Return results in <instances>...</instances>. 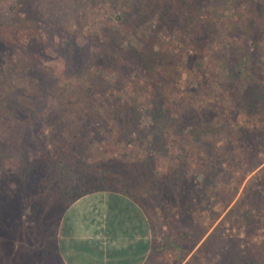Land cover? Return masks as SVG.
<instances>
[{
    "label": "rangeland",
    "instance_id": "374dc122",
    "mask_svg": "<svg viewBox=\"0 0 264 264\" xmlns=\"http://www.w3.org/2000/svg\"><path fill=\"white\" fill-rule=\"evenodd\" d=\"M132 1L0 0V89L9 86L21 101L35 89L34 80L26 74L31 61L23 56L24 52H35V43L26 47L2 44L6 22L24 14L35 18L44 37L36 45L43 46L44 65L51 66L75 53L87 55L98 46H106L109 33L104 26H116L109 19L119 11L129 15L126 12ZM196 5L189 8L187 3L190 13L184 14L180 24L154 31L155 13L143 20L140 10L132 11L130 16L138 24L134 32H121L120 46L138 47L143 43L141 37L151 31L155 36L153 50L163 59L154 62L153 71L125 72L121 92L111 88L114 72L95 74L101 83L108 81L106 100H121L127 93L136 95L137 106L148 114L142 116L140 127L157 125L154 141L159 149H146L144 138L135 139L133 132L115 139L116 131L103 129L96 119L89 120V126L101 139L86 147L102 158L121 152L130 158L147 156L152 159L157 179L172 172V167L179 173L172 190L153 189L146 195L144 187L138 195L149 203L154 244H161L162 249L161 264H243L250 259L264 264V208L256 213L251 210V218L252 201H239L246 187L260 190L264 184V171L260 170L264 165V0L204 1L198 9L200 20L210 27L205 36H200L205 32L198 30L196 20L190 25L182 22L196 17ZM86 72L90 76L94 70ZM146 77L156 84L162 106L167 108L162 118L157 114L159 121L151 119L150 112L155 109L151 103L157 95L149 91ZM19 91L25 94L18 95ZM74 96V92H65L48 98L51 108L71 120L68 124L83 121L81 112L74 109ZM96 107L91 110L95 112ZM99 107L104 108V104ZM192 110L202 116L199 127L191 128L187 121L173 130L169 123H159L187 116ZM5 118L0 114V130L7 123ZM0 155L7 171L20 166L25 169L19 152L11 146H4Z\"/></svg>",
    "mask_w": 264,
    "mask_h": 264
},
{
    "label": "trees",
    "instance_id": "16d2710c",
    "mask_svg": "<svg viewBox=\"0 0 264 264\" xmlns=\"http://www.w3.org/2000/svg\"><path fill=\"white\" fill-rule=\"evenodd\" d=\"M204 1L207 0H195L193 3L190 0H134L130 4V10L126 12L129 15L123 16L119 11L111 15L109 19V23L116 26H104L109 33L106 37L108 39L106 46H98L95 51L86 52L87 55L75 53L63 60L61 64L53 63L51 66L44 65L46 61L43 59L45 55H42L43 46L36 45L38 44L36 41L40 42L44 37L35 18L24 14L17 15L14 21L6 22L3 28L2 44L7 47L11 44L26 47L34 42L41 52L38 53L35 49V52H24L23 55L31 61L26 74L35 82L32 93L25 94V91L17 93L25 94L26 101L19 100L9 86L6 87L7 89H0L2 92L0 114L7 119L6 125L0 130V154L2 148L9 145L19 152L22 162L26 164L25 169L20 166L15 171H7L2 167L0 155V208H3L2 204L6 205L5 203H8L9 211L30 206V211L38 212V215L43 216L48 213L51 200H56L62 207L78 195L96 188H113L123 191L148 207L146 197L140 199L138 196L144 187L146 195L153 189L163 188L168 191L171 187H175L179 173L173 167L172 172L163 174L157 179L152 159L147 156L142 159L136 156L130 158L121 152L118 155L102 158L99 155H93V150L86 147L101 139L100 135L93 133L89 126V120L96 119L100 121L103 129L116 131L115 139L120 140L123 136H131L133 132L135 139L144 138L146 149H159L154 141L158 135L157 125H149L146 129L140 127L142 116L144 114L148 116V114L137 106L136 95L127 93L121 100H106L104 88L108 81L102 80L101 83L100 78L95 74L103 71L114 72L116 77L111 88L121 92V80L125 72L127 74L135 69L143 73L153 71L154 62L163 59L158 51L153 50L155 36L151 31L141 37L143 43L138 47L134 44L120 46L124 36L121 32L125 29L134 32L138 24V20L130 16L132 11L140 10L144 16L143 20L155 13L156 21L152 27L154 31L163 26L180 24L184 14L188 16L190 13L186 8L187 3L189 8L197 3L194 9L196 17L191 20L184 18L182 22L186 21L190 25L189 22L196 20L199 25L198 30L205 32L200 36H205L210 27H207L202 19L200 20L201 14L199 15L198 9ZM177 3L181 4L177 5ZM182 3L186 5V10ZM169 5H172V8L169 9ZM180 28L185 30L182 26ZM89 68L94 70L90 76L86 74ZM158 75L160 74H155V76ZM145 84L149 87L151 94L157 95L151 103L155 105V109L151 108L153 110L150 114L151 119L159 121L162 115L166 114L167 108L162 106V95L156 84H152L148 77ZM2 86L3 83L0 82V87ZM65 92H74L76 100L74 109L81 112L80 117L83 118V121L77 124H68L70 119L63 117L50 107L48 98ZM94 94L96 97H92ZM98 98L99 102H96ZM102 103L104 108L99 107ZM94 105H98L95 112L91 110ZM95 114L98 115L97 118H92ZM157 114H160L161 118L158 119ZM188 114L159 123L163 126L169 123V128L173 130L180 129L181 124L187 121L191 128L199 127V120L202 117L199 111L192 110ZM206 126V129L209 128ZM64 128H68V131ZM27 160H29L28 163H26ZM260 170L264 171V165ZM249 199V202L252 201L249 203L250 212L254 210L256 213L260 208H264L262 205L264 204V184L260 190L257 188L249 190L246 187L239 201L247 204ZM252 213L249 215L251 218ZM8 217L10 218V215ZM29 217L32 218V215L30 214ZM263 250L264 244L261 251ZM243 264L256 263L250 259Z\"/></svg>",
    "mask_w": 264,
    "mask_h": 264
},
{
    "label": "crops",
    "instance_id": "0c3cea01",
    "mask_svg": "<svg viewBox=\"0 0 264 264\" xmlns=\"http://www.w3.org/2000/svg\"><path fill=\"white\" fill-rule=\"evenodd\" d=\"M5 204L0 264H161L146 204L123 191L96 188L62 207L51 200L43 216Z\"/></svg>",
    "mask_w": 264,
    "mask_h": 264
}]
</instances>
